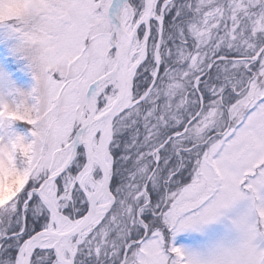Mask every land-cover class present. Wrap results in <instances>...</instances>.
Returning <instances> with one entry per match:
<instances>
[{"label":"rangeland","instance_id":"obj_1","mask_svg":"<svg viewBox=\"0 0 264 264\" xmlns=\"http://www.w3.org/2000/svg\"><path fill=\"white\" fill-rule=\"evenodd\" d=\"M112 1L0 0V264H16L25 240L46 227L48 207L32 191L47 181L55 154L71 150L89 113L92 85L114 69ZM144 10L145 0H129L119 16L123 30L132 31ZM153 13L130 49L129 65L146 52L133 78V105L115 121L109 156L115 202L82 240L75 263L264 264V52L252 65L244 62L264 44V0H157ZM66 14L71 20L64 24ZM96 87L99 115L112 105L118 83ZM235 92L237 111L228 101ZM206 95L182 138L190 150L172 161L169 149L160 152L171 185L153 178L143 192L163 141L161 123L166 129L176 120L183 128ZM139 128L147 143L136 156L126 155ZM192 154L194 167L187 162ZM85 164L80 148L56 183L57 216L66 221L86 213V194L70 189ZM131 170L139 177L129 184ZM95 177L102 182L100 169ZM163 188L170 193L167 205ZM148 215H159L162 226L138 245L147 231L140 219ZM32 264L60 263L47 248L34 253Z\"/></svg>","mask_w":264,"mask_h":264},{"label":"water","instance_id":"obj_2","mask_svg":"<svg viewBox=\"0 0 264 264\" xmlns=\"http://www.w3.org/2000/svg\"><path fill=\"white\" fill-rule=\"evenodd\" d=\"M128 1L129 0H113L109 9H108V19H109V22H110L111 27H112L111 34H110V44H111V50L114 51V54H115L114 69L112 70L111 73L108 72L103 77L99 78L92 85V89H91L94 100H93V108H92V111L90 113V117H94L96 115V111H97V99H98L96 85L108 80L111 75L118 74V80H117L118 88H117L116 97H115L112 105L105 112L100 114L101 118H108V122H107L106 128L100 132L98 145H100V141L104 137L105 132L106 131L109 132V136H108V140H107V143L105 146V150L103 151V153H101V156H100V159H101L100 160V173H101V180L103 183V188L101 190L94 192L91 197L86 196V200H87V212H86V214L78 221V224L75 228H73L70 231L64 232V233H55L54 232L53 219H54V217L57 216L58 211L56 209L55 203L53 202L52 203L53 208L51 210L49 209L50 217H49V222H48L47 227L45 229L37 232L33 236H31L29 239L26 240V242L24 244V246H25V264H32V256L34 253L32 251V247H33L35 241L39 238H42V237L54 238L55 243L52 247V250L55 252L56 247L58 245H62L65 248V251L69 255L70 264H75V258H76V255H77V252H78V249L80 246L82 234L84 233V231L89 226L93 225L99 219L104 218L106 216V214L112 209V207L114 205L115 199H114V196H113L111 189H110L111 179H112V166L110 167V164L108 163V158L110 155V147H111V144H112L113 139H114L115 120H116V117L118 116L117 109H118L119 104L124 100L127 92H128V95L130 96V98H132L133 78H134V75L136 74L137 69L139 68V66L142 63V61H141L142 58L140 56L139 61H141V62H139L136 65V69L134 70L133 75L130 77L128 74L129 73V61H130V59H129L130 58V49L132 47V43L134 42L135 36H136L139 28L143 24H146L147 26H149V22L151 20V17H152V14H153L157 0H151L150 5L145 8L142 15L137 19L134 28L130 32L129 40L124 45H122L120 43V40H119V33L121 31L120 26H119V13H120V9H121L122 5L126 4ZM146 19L148 20L147 22H145ZM70 20H71V17L69 14H66L65 16H63L61 18V22L64 24L69 23ZM263 52H264V46L261 48V50L259 51V53L255 57L248 59L247 61H249V62L255 61ZM236 61H241V59H238ZM213 64H214V62H213ZM211 66H210V68H211ZM159 69H160V66H158L157 74L159 72ZM204 76H205V74L200 76L197 79V81H199ZM197 116H198V114H197ZM192 121L190 123H192ZM190 123L185 127L184 131L187 130ZM85 128H86V126H85V123L83 121L81 124V127L79 129V132L84 130ZM180 134H175L172 136V138H176ZM77 135L72 142V149L70 152V156H69L67 162L65 163V165L63 166L62 170L56 175H53V176L49 175L47 181L38 190L33 191V192H38L47 184V182L51 181L49 193H50V196L53 197L57 180L68 171V169L72 166V164L74 163V161L76 160V157L78 155L80 145L77 141ZM169 142H170V139L166 140L160 146V148L158 150H156V153H158ZM89 153H91L90 150H89ZM154 172H155V169L149 175V177H148V179L144 185V190H145V186L150 182ZM79 188L85 194V191L80 186H79ZM102 194H106L107 196H109L111 202H110L108 209L104 213H102L101 215H96V214H94V210L96 209V203L98 201V198ZM31 199H32V196L29 197V201ZM69 238H73V239L75 238L76 239L73 248H71V247L67 248L64 245V242Z\"/></svg>","mask_w":264,"mask_h":264},{"label":"bare ground","instance_id":"obj_3","mask_svg":"<svg viewBox=\"0 0 264 264\" xmlns=\"http://www.w3.org/2000/svg\"><path fill=\"white\" fill-rule=\"evenodd\" d=\"M150 3H151V0H145V8L148 7ZM125 6L126 4L122 5L120 12L125 8ZM119 16H120V13H119ZM153 17H154V13L152 14L151 18ZM147 21L148 20L146 19L145 22ZM119 26L121 30V32L119 33V40H120V43L124 45L129 40V35H130L131 30L129 28L123 30V28L121 27L120 19H119ZM132 56L133 54L130 55L129 59H131ZM145 57H146V52L144 49H142L141 61H143ZM139 60L135 64L129 65L128 74L130 77L133 75L134 70L136 69V65L139 62H141ZM110 68L109 70H111ZM111 72L112 71H109V73ZM108 80L117 82L118 74L111 75ZM132 105H133V101L127 92L124 100L118 106L117 113L120 114L121 112L130 109ZM92 108H93V98L91 97L89 98V113L92 111ZM88 115H86L87 117L84 116L85 117L84 123H85L86 128L80 131L77 135V141L80 145V148L84 149L85 151L86 164L83 170L80 172L79 176L75 179V181H73V183H71L70 189L71 191H73V189L76 186H80L85 191L86 196L91 197L94 192L101 190L103 188V183L100 180H98L95 177V175H96L97 170L100 168V160H101L100 156H101V153H103V151L105 150L109 132L107 131L105 132L104 137L100 141V145H98L100 132L106 128L108 118H101L100 114L95 115L94 117H90ZM89 150L91 151V153H89ZM70 152L71 150L60 151L55 154L52 165H51V169H50V176L56 175L62 170L63 166L65 165V163L67 162L70 156ZM108 163L110 164V167H111L112 165H111V162L109 161V158H108ZM50 186H51V181L47 182V184L36 193L42 199L44 204L51 210L53 208V205H52L53 202L55 203V206H56V196L55 194H53V197L50 196V193H49ZM110 201H111L110 198H108L106 194H102L98 198V205L96 209L94 210V214L101 215L102 213H104L108 209ZM77 224L78 222L66 221L58 216L54 217L53 219V225L55 226L54 228L55 233H64V232L70 231L73 228H75ZM93 225L89 226L84 231L81 237V241L87 237ZM72 239L73 238H69L64 242L65 247L67 248L71 247L70 243L72 242ZM54 243H55L54 238H50V237L39 238L35 241L32 247V251L36 252L39 250L52 248ZM63 250H65V248L62 245H58L56 247L55 253L57 256V262L60 264H70L69 262L65 261ZM16 264H25V247L23 251L19 253Z\"/></svg>","mask_w":264,"mask_h":264},{"label":"flooded vegetation","instance_id":"obj_4","mask_svg":"<svg viewBox=\"0 0 264 264\" xmlns=\"http://www.w3.org/2000/svg\"><path fill=\"white\" fill-rule=\"evenodd\" d=\"M259 11H260V9H257V13H259ZM255 12V11H254ZM247 63V66L246 67H248V66H250V65H252L253 63H249V62H246ZM246 69V68H245ZM233 85H231L230 86V91H232L233 92ZM232 88V89H231ZM242 93V92H241ZM240 96V93H237V92H235L234 93V97H232V96H229V99H228V101H229V107L230 108H232L234 105H235V107H233V108H236V110L235 111H237V102H236V98H238ZM205 98V97H204ZM262 99V98H261ZM204 101H206V98H205V100ZM187 107V105L184 107V108H186ZM203 107H204V105H203ZM199 110H200V107H199ZM184 111H185V109L183 110V113H184ZM247 112V110H245L243 113H246ZM180 113H182V112H180ZM179 113V114H180ZM182 113V114H183ZM182 114L181 115H178V117H176V118H179L180 116L182 117ZM196 115L198 114V112L197 113H195ZM194 114V115H195ZM193 115V116H194ZM196 115L193 117V119L196 117ZM180 117V118H181ZM175 121L176 120H172V121H170V123L168 124V126L166 125L165 127H166V129H164V127H162V123H161V125H160V134L159 135H161V139L163 138V141L158 145V147H160L166 140H168V139H170V142L160 151V152H162L164 149H169V154H170V156H169V158L171 159V161H172V157L175 155V154H177L178 155V153L181 151V150H183V149H185V150H190V148L191 147H188V145H185V141H184V139H182L183 138V136L186 134V132L185 133H183V131H184V129H185V127L190 123V121H192V120H188L187 122H185L184 123V125H183V128H181L182 127V123H178V122H176L175 123ZM176 124H178V125H176ZM181 126V127H180ZM158 128V127H157ZM139 129H142V128H139ZM171 131V132H170ZM135 133H134V138H135V143L133 144V147L130 149V150H128V153H129V155H137V154H139V152H141L142 150H143V145H145L147 142H146V135L148 134L144 129L142 130V132L141 133H138L137 134V129L134 131ZM170 132V133H169ZM181 133V134H180ZM168 134V135H167ZM175 134H180L178 137H176V138H172V136L173 135H175ZM167 135V136H166ZM127 136L126 137H124V142H127ZM132 139H133V137H132ZM123 139L121 138V141H122ZM176 143V144H175ZM167 146L169 147V148H167ZM175 146H177V149L175 148ZM193 146V145H192ZM157 147V148H158ZM175 148V149H174ZM155 152H156V150H155ZM135 155V156H136ZM187 158H188V161L187 162H191V164H192V167H194V165H195V162H196V158H195V156H194V154H192L191 156H187ZM181 167H182V165H181ZM155 169V173H154V175H153V177H152V179L153 178H158V177H160V179L162 180V178H166V179H164L163 181H162V183L163 184H165V185H167V186H170L171 185V183H172V179H171V177L170 176H166L165 174L167 173V171H166V169H167V167H166V165L164 164V162H163V158L160 156L159 157V162L158 163H155V166L153 167V169L151 170V172L153 171ZM138 172V171H137ZM151 172L149 173V174H151ZM173 177V176H172ZM160 180V181H161ZM190 180H191V178H190ZM184 185H186V184H184ZM183 185V186H184ZM182 186V187H183ZM178 187V186H177ZM162 192L161 193H163V195H164V198L165 199H167L168 198V196H169V191L168 190H166L165 188H163V190H161ZM166 202H167V200H166ZM151 203V202H150Z\"/></svg>","mask_w":264,"mask_h":264},{"label":"trees","instance_id":"obj_5","mask_svg":"<svg viewBox=\"0 0 264 264\" xmlns=\"http://www.w3.org/2000/svg\"><path fill=\"white\" fill-rule=\"evenodd\" d=\"M161 71V70H160ZM205 98H208V95H206V96H204ZM138 119V118H137ZM142 132V129H137V134L138 133H141ZM135 133V132H134ZM127 140V139H126ZM115 142H117V136L116 135H114V140H113V143H112V145H111V153H112V149H113V147H114V145H115ZM127 143V142H126ZM126 155H129V153H128V151H126ZM112 156H113V153H112ZM140 169V168H139ZM127 174H126V176L125 177H127V179L129 180L127 183H129V184H131V183H134V182H137V180H135L134 178H138L139 177V172H137V170L136 171H134V170H131L130 171V173H128V172H126ZM115 178H116V176H115V172H114V175H113V178H112V184H111V189L113 188V185H114V182H115ZM126 179V178H125ZM127 179H126V181H127ZM131 181V182H130ZM141 182V181H140ZM128 191V190H127ZM168 203H169V200H168ZM4 205V204H3ZM5 206V205H4ZM3 206V207H4ZM1 207V206H0ZM166 208V207H165ZM142 221L145 223V225L148 227V231H149V233H151V232H153V231H155L156 229H158V228H161V226H162V221H161V218H160V216L159 215H157L156 217H153L152 215H148L147 217H144L143 219H142ZM136 222V221H135ZM7 227V224H6V226L4 227V229ZM135 227H136V225H135ZM134 229V227L133 228H129V232L128 233H130L132 230ZM135 230H137L138 231V228L136 227L135 228ZM142 232V231H141ZM130 242H133V241H130ZM130 242H128V243H130Z\"/></svg>","mask_w":264,"mask_h":264}]
</instances>
